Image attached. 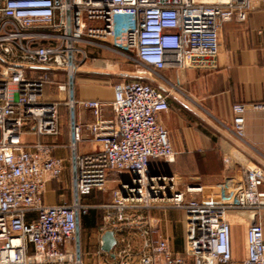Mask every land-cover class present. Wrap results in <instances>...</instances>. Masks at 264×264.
<instances>
[{"label": "built area", "instance_id": "2783aa9c", "mask_svg": "<svg viewBox=\"0 0 264 264\" xmlns=\"http://www.w3.org/2000/svg\"><path fill=\"white\" fill-rule=\"evenodd\" d=\"M250 11V0H0V264H84L82 218L91 207L83 197L106 191L114 177L120 189L101 232L120 230L118 223L142 229L144 218L128 215L138 210L168 208L186 216L184 254L175 255L167 240L147 238L142 264H234L227 216L235 211L254 214L241 264H264V225L255 220L264 210L263 167H246L240 181L171 191L170 178L152 171L153 161L172 163L176 156L159 120L170 110L171 91L139 80L117 83L113 119L103 118L102 101L77 98L79 72L96 63L98 52L164 80L166 70L215 59L223 25L247 22ZM60 75L55 86L62 100L44 102L48 78ZM61 105L68 109L67 161L53 155V144L30 149L23 142L28 122L39 137L60 135ZM78 107L91 110L94 122L82 123ZM233 113L232 131L244 140L245 105H235ZM85 131L99 145L94 153H80ZM66 164L72 201L47 205L45 185L61 180ZM130 256L124 249L116 264H128Z\"/></svg>", "mask_w": 264, "mask_h": 264}, {"label": "crops", "instance_id": "0c3cea01", "mask_svg": "<svg viewBox=\"0 0 264 264\" xmlns=\"http://www.w3.org/2000/svg\"><path fill=\"white\" fill-rule=\"evenodd\" d=\"M250 1L251 11L247 22L231 21L223 25L220 31V52L215 59L196 67L162 72L170 77L172 86L180 92H174L169 100V112L161 114L159 120L170 133L175 147L179 149L180 144H186L188 150L187 169L179 165V170L172 167L174 162H152L154 173L172 178L171 191L181 192L176 188L181 182L185 184L186 192L190 187L216 186L229 179L240 181L246 167L257 165L264 168V110L256 108L264 105V0ZM95 55L96 63L85 64L79 72L77 98L81 101H102L105 104L103 118L113 119V87L118 83L117 79H130L133 73L120 70L113 53L98 52ZM38 73L42 74L43 71ZM116 73L123 76H116ZM60 77L48 78L44 102L62 100L63 95L58 94L55 86V81H63V76ZM161 88L165 89L163 86ZM237 104L246 107L244 140H240L232 131L233 107ZM59 111L60 135L39 137L34 124L28 122L23 142L30 149L39 142L53 144V155L67 161L71 155L68 109L61 105ZM200 111L209 118L202 121ZM77 118L84 124L94 122L92 111L83 107H78ZM84 138L86 141L79 149L81 154L94 153L99 149L98 143L91 141L88 131L84 132ZM126 178L127 175H123L121 180ZM111 181L118 186L120 184L117 177ZM108 185L104 192H93L83 197V203L91 207L89 214L92 224L85 227L82 220L84 264H116L119 254L126 248H129L131 254L128 264H142L143 245L147 238L167 240L175 255L184 254L186 224L182 222L181 211H155L148 217L142 216L143 228L140 230L132 231L120 226V230L115 231L117 245L113 250L114 257L103 251L102 237L105 232L100 229L108 214L106 207L113 202L116 190ZM43 197L47 205L69 204L72 201L68 164L61 180L47 181ZM101 200L103 204L96 206V201ZM98 210H102L101 214ZM248 217H254V214ZM227 220L232 225L233 261L234 264H241L247 256L246 219L228 215ZM255 220L264 225V210L255 214ZM180 223L184 228L182 232L179 229ZM145 229L150 232L148 237L143 234ZM88 245L95 246V249L88 248ZM99 251L103 253L98 255Z\"/></svg>", "mask_w": 264, "mask_h": 264}, {"label": "rangeland", "instance_id": "374dc122", "mask_svg": "<svg viewBox=\"0 0 264 264\" xmlns=\"http://www.w3.org/2000/svg\"><path fill=\"white\" fill-rule=\"evenodd\" d=\"M95 56L96 55H93L92 59H95L96 58ZM115 56L116 57H114V61L119 63L120 70H130L133 73L130 76L131 77L130 79L129 78H119V79H117L118 83L123 82V81H127V80H130V81L139 80V81H142V82H145V83H151V84L157 85L160 88L163 86V87H165V89H163V90L168 91V92L171 91L172 95H174V92H175V94L178 93V92H176L175 90L172 89L171 81L169 80L170 77H168L164 73H161L163 78H165L164 80L155 79V77L150 76L148 73H144V71L142 69L136 67L135 64L127 61L126 59H123L122 57H120L118 55H115ZM116 76H123V75L119 74V73H116ZM200 115L202 117V121H204V120L209 118L207 116V114H205L203 112H201ZM169 136H170L171 143L174 145L173 140L171 139L170 133H169ZM174 147H175V145H174ZM175 153H176V156H175V159L173 161L174 164H173L172 167L178 169V165H179L180 167L183 166V167H185V169H187V166H188L187 145L186 144H180L179 145V149H177L175 147ZM169 183H170V185H173V180H172L171 177L169 179ZM109 185H112L114 188H116V190H114V192L117 191L118 189H120V185L118 186V184L116 182H114V181H111L109 183ZM176 188L178 190H180L181 192H184L186 190L185 189V184H183L182 182L179 183V186H177ZM96 202H97V203H95L96 206H101L103 204L102 200L101 201H96ZM155 205H162V204L158 203V204H155ZM162 206H164V205H162ZM155 211H158V212H171V211H180V210L168 209V208H153V209H148V210H140V211L138 210V212L135 211V213H128V215L131 216V217L132 216L136 217L138 215H141V216H144V217H148L150 214H152ZM98 212H99V214H101L102 210H98ZM180 213H182V215H183V221L182 222H185V224H186V216H185L184 212L181 211ZM250 214H251V212L245 213V212H242V211H235V212H231L229 215H233L235 217H238L239 219H246V221H244V222H245V224L247 226H249L250 220H249L248 216H250ZM118 226H122V224L118 223ZM179 229H180V232L184 231L183 224L180 223ZM89 247L92 250L95 249V246H93V245H88V248Z\"/></svg>", "mask_w": 264, "mask_h": 264}, {"label": "water", "instance_id": "95a60500", "mask_svg": "<svg viewBox=\"0 0 264 264\" xmlns=\"http://www.w3.org/2000/svg\"><path fill=\"white\" fill-rule=\"evenodd\" d=\"M116 245L117 239L115 237V232L112 230L105 232L102 237V250L110 253L112 257H114L113 250L115 249Z\"/></svg>", "mask_w": 264, "mask_h": 264}, {"label": "trees", "instance_id": "16d2710c", "mask_svg": "<svg viewBox=\"0 0 264 264\" xmlns=\"http://www.w3.org/2000/svg\"><path fill=\"white\" fill-rule=\"evenodd\" d=\"M88 214H89V212L87 214H85L82 218V220L85 224V227H90L92 225L90 222V214L89 215Z\"/></svg>", "mask_w": 264, "mask_h": 264}]
</instances>
